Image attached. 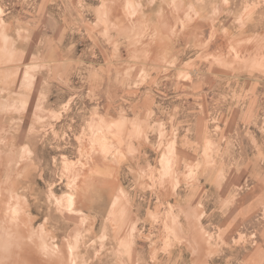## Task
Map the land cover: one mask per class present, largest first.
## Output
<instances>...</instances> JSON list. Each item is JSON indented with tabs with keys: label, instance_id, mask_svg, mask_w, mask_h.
Wrapping results in <instances>:
<instances>
[{
	"label": "rangeland",
	"instance_id": "1",
	"mask_svg": "<svg viewBox=\"0 0 264 264\" xmlns=\"http://www.w3.org/2000/svg\"><path fill=\"white\" fill-rule=\"evenodd\" d=\"M0 264H264V0H0Z\"/></svg>",
	"mask_w": 264,
	"mask_h": 264
}]
</instances>
